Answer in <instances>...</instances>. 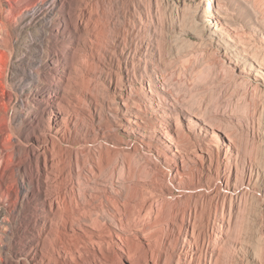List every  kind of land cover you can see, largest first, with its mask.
<instances>
[{
	"label": "bare ground",
	"instance_id": "6f19581e",
	"mask_svg": "<svg viewBox=\"0 0 264 264\" xmlns=\"http://www.w3.org/2000/svg\"><path fill=\"white\" fill-rule=\"evenodd\" d=\"M167 2L206 49H189L174 27L167 45L164 19L139 2L122 11L123 31L113 40L122 44L119 51L101 49L96 30L102 21L76 1L92 34L78 49L63 48L72 61L63 82L75 84V92L62 91L26 154H5L0 143V190L32 201L28 222L34 230L21 250L34 246L32 264H264V0L243 2L252 28L224 0ZM64 22L71 26L68 17ZM211 57L228 82L189 87L172 81L174 65L191 76ZM238 80L245 97L252 92L251 101L231 113L216 112L221 101L205 98L226 85L234 90ZM54 99L37 100L31 114ZM135 135L145 146L158 139L171 187L157 191L149 180L135 191L141 198L128 199L133 179L126 176L131 171L124 168V153L136 147ZM108 148L114 161L100 157ZM195 183L199 190L191 196ZM258 185L262 195L253 191ZM145 200L150 204L141 212ZM128 203L135 212L125 215Z\"/></svg>",
	"mask_w": 264,
	"mask_h": 264
},
{
	"label": "rangeland",
	"instance_id": "374dc122",
	"mask_svg": "<svg viewBox=\"0 0 264 264\" xmlns=\"http://www.w3.org/2000/svg\"><path fill=\"white\" fill-rule=\"evenodd\" d=\"M76 1L86 2L91 8L92 19L102 21V27H100L102 29L96 30V33L102 34L103 47L101 49L109 46L111 52L117 49L119 51L122 44L113 40L118 33L123 31L120 26L122 11H128L132 2H139L144 6L146 3L151 7L153 13L157 11L160 14L161 17L155 13L159 19H164L163 21L160 19V21L165 24L164 37L167 40V45H171L170 38L174 27V31L181 32L183 38L189 41L191 45L188 47L189 49L207 48V45L201 46L200 39L196 37L189 21L183 16L176 17L165 0H0V143L5 154H9L13 149H19L21 153L26 154L28 150L36 147L34 130L47 128L50 114L54 113V109L58 107L59 101L57 100L63 90L71 93L76 90L75 84L67 86L63 82L68 76V67L72 64L67 55L69 51H63V48L78 49L83 45L84 40L92 34V32L87 33L86 31L87 27L82 13L74 4ZM224 1L231 11L236 12L235 14L243 13L242 21L248 28H252L253 17L243 2L263 4L262 0ZM202 7L206 8V1L205 5H201L200 10ZM64 16L69 18L71 26L65 24ZM112 25L116 26L115 29L111 28ZM259 32H262L260 27ZM131 38L135 40L138 36L132 35ZM212 62V57L207 58V61L191 76L185 77L179 73L175 70L177 68L175 65L169 74L171 73L172 81L175 84L184 85L187 83V86L190 85L189 87L198 83L209 87L220 81L228 82L226 74L212 66ZM194 78H197L198 81ZM77 81H81L80 78ZM261 88L264 89V86ZM222 89L220 94H211L213 96L208 94L207 99L205 98L206 101H221L220 107H216V112L231 113L243 102L251 101L253 95L250 91L247 97L243 95L240 80L236 81L234 90L228 85ZM43 98L45 100L56 99L48 108L40 105L39 113L36 116L32 115L31 106ZM230 103L233 104L232 107L229 105ZM155 136L150 141H145L149 143V146H145L143 140L135 135L134 146L136 147L134 149L126 148V152L124 151V168L131 171L126 176L133 179L130 182V189L127 191L128 199L133 196L141 198L135 191L146 187L149 180L156 181L157 191H165L171 187L169 178L172 172L162 163V158L158 154L160 144ZM119 137H123L122 132H119ZM108 149H103L100 152V157L114 161L116 156L112 153L111 148ZM117 169L119 170V168ZM163 172L167 175H163ZM194 185L189 191L191 196L194 191L199 190L198 185L196 183ZM19 186L21 187V185ZM1 189L3 190H0V264H32L31 253H33L34 246L32 245L27 253L21 252L22 239L28 237L34 230V227L28 222L32 201L26 202L22 196L16 200L10 194L9 188L3 186ZM253 191L255 195H262L263 188L258 185L254 187ZM173 193L175 196L179 195L176 190ZM23 202L25 204L22 207ZM121 202L122 200H120ZM149 204V201L145 200L143 208ZM124 208L123 214L125 215L135 212L129 208V203ZM145 211H147L146 208L141 210V212ZM255 226L260 227V220L255 223ZM263 241L264 234H260L259 243Z\"/></svg>",
	"mask_w": 264,
	"mask_h": 264
}]
</instances>
